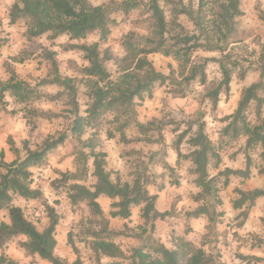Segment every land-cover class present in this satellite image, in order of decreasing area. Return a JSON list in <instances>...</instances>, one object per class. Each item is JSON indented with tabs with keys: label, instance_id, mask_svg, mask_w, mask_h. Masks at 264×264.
Listing matches in <instances>:
<instances>
[{
	"label": "clouds",
	"instance_id": "obj_1",
	"mask_svg": "<svg viewBox=\"0 0 264 264\" xmlns=\"http://www.w3.org/2000/svg\"><path fill=\"white\" fill-rule=\"evenodd\" d=\"M0 264H264V0H0Z\"/></svg>",
	"mask_w": 264,
	"mask_h": 264
}]
</instances>
